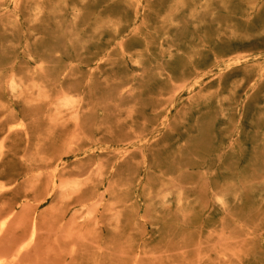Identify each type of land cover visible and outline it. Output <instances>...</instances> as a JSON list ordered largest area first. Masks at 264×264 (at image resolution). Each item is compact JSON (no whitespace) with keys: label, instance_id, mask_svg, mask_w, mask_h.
Segmentation results:
<instances>
[{"label":"rangeland","instance_id":"374dc122","mask_svg":"<svg viewBox=\"0 0 264 264\" xmlns=\"http://www.w3.org/2000/svg\"><path fill=\"white\" fill-rule=\"evenodd\" d=\"M0 264H264V0H0Z\"/></svg>","mask_w":264,"mask_h":264},{"label":"bare ground","instance_id":"6f19581e","mask_svg":"<svg viewBox=\"0 0 264 264\" xmlns=\"http://www.w3.org/2000/svg\"><path fill=\"white\" fill-rule=\"evenodd\" d=\"M33 238V236H31V238L30 239H32Z\"/></svg>","mask_w":264,"mask_h":264}]
</instances>
